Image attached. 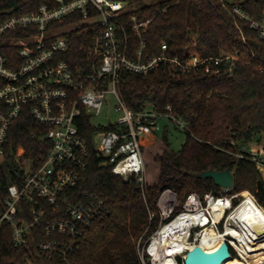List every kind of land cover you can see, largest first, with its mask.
Listing matches in <instances>:
<instances>
[{
    "label": "built area",
    "instance_id": "obj_1",
    "mask_svg": "<svg viewBox=\"0 0 264 264\" xmlns=\"http://www.w3.org/2000/svg\"><path fill=\"white\" fill-rule=\"evenodd\" d=\"M221 1L225 6L226 2ZM227 1L233 4L231 14L237 20L250 21L251 28L264 38V8L261 21L256 22L240 6L241 1ZM137 9L120 0H55L54 6L42 4L36 11L11 16L0 24V42L9 33L25 32L7 42L17 48L21 64L8 67V58L0 55V164L8 131L26 108L36 122L47 128L42 140L49 143L48 153L38 163L24 161L22 183L8 187L0 214V232L9 226L13 245L30 249L31 259L36 255L41 264H72L71 257L93 222L108 211L103 198L77 192L91 158L79 120L88 116L92 121L101 115L107 96H114L116 111L122 114L110 124L116 129L95 132L91 144L103 158L102 165L111 167L125 181L134 178L144 189L148 182L142 142L159 130L160 117L171 119L182 130L186 124L170 114L157 113L152 106L134 112L122 99V77L147 75L157 69L173 71L181 77L199 68L215 75L222 64L228 65L231 72L235 62L243 59L237 51L219 58H203L193 45L189 57L183 60L168 56L166 43L161 55L146 57L144 35L152 19L142 20ZM236 27L242 35L237 22ZM74 35L90 37L89 46L81 47L84 56L77 67L62 59L69 52ZM96 138L100 139L97 146ZM243 151L264 172V140L243 147ZM26 162H30L28 170ZM231 190L210 192L203 197L193 192L183 202L172 189L164 190L157 202L159 226L144 246L137 248L140 263L184 264L190 250L200 246L208 251L220 241L228 244L237 264H250L263 257L264 218L244 222L241 216L249 206L263 214L264 209L253 195L230 194ZM175 225L181 229H172L167 238L168 246L175 251L173 259L162 260L152 249L160 241L162 231ZM183 230L187 231L185 241L191 249L177 250L178 235Z\"/></svg>",
    "mask_w": 264,
    "mask_h": 264
},
{
    "label": "trees",
    "instance_id": "obj_2",
    "mask_svg": "<svg viewBox=\"0 0 264 264\" xmlns=\"http://www.w3.org/2000/svg\"><path fill=\"white\" fill-rule=\"evenodd\" d=\"M120 1L137 7L136 13L142 20L152 19L144 35L146 57L161 55L166 43V54L183 60L189 57L193 45L203 58H219L237 51L243 59L235 62L231 72L228 65L222 64L215 75L199 68L181 77L164 69L122 77V99L134 112L152 106L157 113L170 114L186 124L181 150H171L165 140L167 147L156 159L160 166L157 181L144 189L134 178L125 181L111 167L102 165L103 158L91 144L95 132L116 127H97L88 116L79 120L78 127L89 142L91 158L77 192L103 198L108 211L93 222L79 250L71 257L72 264H141L137 246L140 241L146 242L159 226L160 194L172 189L183 202L193 192L202 197L210 192L221 193L223 189L212 180L200 178L208 170L229 169L234 176L230 194L248 191L264 209V179L243 151V147L264 140V38L251 28L250 21L237 20L231 14L233 4L227 0H223L225 6L221 0H164L153 4H147L149 0ZM42 4L54 6L55 0H0V24L11 16L36 11ZM239 4L253 21H261L264 0H241ZM24 33H9L0 42V55L8 58V67L21 64V60L17 48L7 42ZM89 44L90 37L74 35L70 50L62 59L77 67L84 56L81 47L87 48ZM46 134L47 128L32 118L28 108L10 127L0 164V214L8 187L23 181L24 161L38 163L48 153L49 143L42 140ZM144 145L142 142L143 148ZM31 255L30 249L15 247L10 227H3L0 264H31ZM256 264H264V260Z\"/></svg>",
    "mask_w": 264,
    "mask_h": 264
},
{
    "label": "rangeland",
    "instance_id": "obj_3",
    "mask_svg": "<svg viewBox=\"0 0 264 264\" xmlns=\"http://www.w3.org/2000/svg\"><path fill=\"white\" fill-rule=\"evenodd\" d=\"M159 1H164V0H149L147 4L157 3ZM229 1H231L232 3H238L241 0H229ZM116 105H117V101L114 98V96L108 95L106 99V104L102 110L101 115L94 116L92 118V123L97 127L103 128V127H108L110 124L112 123L114 124L115 122H117L118 119L122 116V114L116 111L115 108ZM159 127H160L159 130L156 131L154 136L152 138H146L144 142L145 145L143 148V158L146 165L148 184L157 181L160 166L159 163L156 161V159L158 156L162 154L163 150L167 147L165 140H167V142L170 144L171 150H174L176 152L181 150L185 142V134L183 133L182 129L176 126L169 118L160 117ZM94 142L97 146L100 143V139L96 138ZM29 167H30V162H26L25 168L28 170ZM260 173L261 175H263V179H264V172H260ZM240 193L251 194L248 191H243ZM144 244L145 241L144 242L140 241V243H138V246L143 247ZM31 264H41L39 258L36 255L31 259Z\"/></svg>",
    "mask_w": 264,
    "mask_h": 264
},
{
    "label": "water",
    "instance_id": "obj_4",
    "mask_svg": "<svg viewBox=\"0 0 264 264\" xmlns=\"http://www.w3.org/2000/svg\"><path fill=\"white\" fill-rule=\"evenodd\" d=\"M201 179H210L216 186L222 189H233L234 176L227 169L225 171L208 170L200 174ZM229 246L223 242L216 250L207 251L198 246L190 250L184 260V264H223L232 259Z\"/></svg>",
    "mask_w": 264,
    "mask_h": 264
},
{
    "label": "bare ground",
    "instance_id": "obj_5",
    "mask_svg": "<svg viewBox=\"0 0 264 264\" xmlns=\"http://www.w3.org/2000/svg\"><path fill=\"white\" fill-rule=\"evenodd\" d=\"M247 211L245 213L242 214V220L245 222H247V219L251 220H258L261 221L264 218V214L259 211V210H255V208L252 207H247ZM248 213V214H247ZM247 214V215H245ZM181 229L180 225H175L171 228H167L164 231H162V233L160 234V241H157L158 245L155 244L156 246L153 247V253L156 254V256L162 260H166V261H171L173 259V254H174V250L172 248H170L169 245V239L168 238V233H171L172 229ZM186 238H187V231L183 230L182 233H180L178 235V245H177V250H184V249H191V246H189L186 243ZM220 241L214 248H218L221 245ZM214 248H207L209 249L208 251H213ZM263 257H260V259H257L256 261L250 262V264H256L257 262H259L260 260H264V254H262ZM232 258L227 260L226 262H224L223 264H237V262Z\"/></svg>",
    "mask_w": 264,
    "mask_h": 264
},
{
    "label": "crops",
    "instance_id": "obj_6",
    "mask_svg": "<svg viewBox=\"0 0 264 264\" xmlns=\"http://www.w3.org/2000/svg\"><path fill=\"white\" fill-rule=\"evenodd\" d=\"M263 174V173H262ZM262 177H263V175H262Z\"/></svg>",
    "mask_w": 264,
    "mask_h": 264
}]
</instances>
